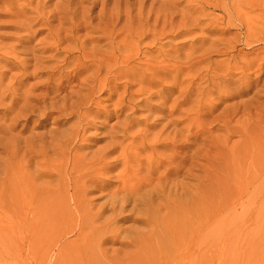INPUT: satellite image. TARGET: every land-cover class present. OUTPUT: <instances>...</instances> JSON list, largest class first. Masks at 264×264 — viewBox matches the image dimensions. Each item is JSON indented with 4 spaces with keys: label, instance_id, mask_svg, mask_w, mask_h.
Instances as JSON below:
<instances>
[{
    "label": "rangeland",
    "instance_id": "374dc122",
    "mask_svg": "<svg viewBox=\"0 0 264 264\" xmlns=\"http://www.w3.org/2000/svg\"><path fill=\"white\" fill-rule=\"evenodd\" d=\"M0 264H264V0H0Z\"/></svg>",
    "mask_w": 264,
    "mask_h": 264
},
{
    "label": "bare ground",
    "instance_id": "6f19581e",
    "mask_svg": "<svg viewBox=\"0 0 264 264\" xmlns=\"http://www.w3.org/2000/svg\"><path fill=\"white\" fill-rule=\"evenodd\" d=\"M185 69H181L178 71V74H181ZM51 84V83H48ZM54 84V83H52ZM57 86L58 91H61L62 84H54ZM183 101H181L178 106L180 107L182 105ZM124 109H122L117 117V119H121L123 117ZM95 115H98L97 113H94ZM131 118L124 117L123 122L125 123L122 127L123 135L127 136V131L129 129L128 125L130 124ZM132 142L130 146H127L125 148H122V144L117 143L116 141L110 140V144H117L118 147L113 151H119V156L122 158L120 164L118 166L122 167L123 170L121 172V175H118L119 179L121 180V190H131L136 191L139 188L144 187L147 185L150 181L154 179L156 174L158 173V170L164 169V171L161 173L159 178L167 179L168 177L178 174L179 172L183 171L185 169V148L182 146L176 147L174 150V153L172 157L170 158V162L167 160V158L162 156H157L155 158L156 166H153V160L148 159L145 160L142 157V153L146 152L147 148L151 149V156H153L155 150L154 147L149 145L147 141H143L140 145H137V148L131 147L134 145L135 138H131ZM112 152V153H113ZM84 170H88L85 169ZM82 180L85 181L86 177L81 176ZM94 184H97L99 179L92 180ZM106 189L107 187L104 186ZM79 191V188H78Z\"/></svg>",
    "mask_w": 264,
    "mask_h": 264
}]
</instances>
